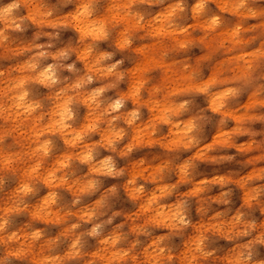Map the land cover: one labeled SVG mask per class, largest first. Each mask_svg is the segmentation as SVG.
Here are the masks:
<instances>
[{"label": "clouds", "instance_id": "clouds-1", "mask_svg": "<svg viewBox=\"0 0 264 264\" xmlns=\"http://www.w3.org/2000/svg\"><path fill=\"white\" fill-rule=\"evenodd\" d=\"M0 264H264V0H0Z\"/></svg>", "mask_w": 264, "mask_h": 264}]
</instances>
